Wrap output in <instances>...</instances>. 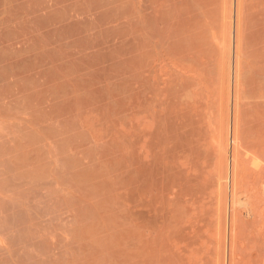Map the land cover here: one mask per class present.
Segmentation results:
<instances>
[{
    "label": "rangeland",
    "instance_id": "rangeland-1",
    "mask_svg": "<svg viewBox=\"0 0 264 264\" xmlns=\"http://www.w3.org/2000/svg\"><path fill=\"white\" fill-rule=\"evenodd\" d=\"M246 156L264 0H0V264H264Z\"/></svg>",
    "mask_w": 264,
    "mask_h": 264
},
{
    "label": "bare ground",
    "instance_id": "bare-ground-1",
    "mask_svg": "<svg viewBox=\"0 0 264 264\" xmlns=\"http://www.w3.org/2000/svg\"><path fill=\"white\" fill-rule=\"evenodd\" d=\"M226 138V137H225ZM230 139V138H229ZM228 139V137H227V140H225V142H223V143H229L230 142V140ZM233 140V139H232ZM227 144H226V146H227ZM231 144V143H230ZM225 153H226V157L227 158H230V159H232V161H233V163L235 164V163H237L238 162V157L235 155V153L233 152V153H231V151H229V149H228V146L226 147V149H225ZM252 154V153H251ZM251 156V155H250ZM249 156V157H250ZM247 157V156H246ZM239 158H240V156H239ZM248 159L250 160L251 158H248L247 157V160H246V158H245V160H243V159H240V160H243V161H245L246 162V164H244V165H246V167L248 168V166H247V162H248ZM254 160V159H253ZM251 161H252V159L250 160V163L248 164L249 166L250 165H252V164H254V165H252L253 167L255 166V168H253L252 170L251 169H247V170H250L249 171V173L248 174H250V175H252V174H254L255 176H257V177H259L260 178V180H259V182H261V178L263 177L264 178V170H262V169H264L263 168V166H261V164L260 165H258V163H253L252 162V164H251ZM241 162V161H240ZM255 162V161H254ZM239 163V162H238ZM237 163V164H238ZM243 164V163H242ZM260 166V167H259ZM262 167V168H261ZM253 171H255V172H253ZM246 172V171H245ZM252 173V174H251ZM262 180H264V179H262ZM263 182V181H262ZM261 185H262V192L264 193V183H260ZM260 188V189H261ZM260 193V192H259ZM256 194V193H255ZM254 196V195H253ZM263 197V196H262ZM230 209H235V211H236V215H239V216H241V217H243V216H245V217H247V218H249L250 216H252L253 214L255 215V212H254V210L252 209V208H250V207H248L247 206V204H246V201H243V200H240V199H238V198H236L234 195L230 198ZM244 218V217H243Z\"/></svg>",
    "mask_w": 264,
    "mask_h": 264
}]
</instances>
